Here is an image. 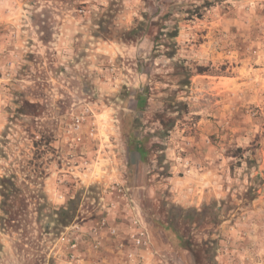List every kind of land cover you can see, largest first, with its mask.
<instances>
[{
    "label": "rangeland",
    "instance_id": "374dc122",
    "mask_svg": "<svg viewBox=\"0 0 264 264\" xmlns=\"http://www.w3.org/2000/svg\"><path fill=\"white\" fill-rule=\"evenodd\" d=\"M0 264H264V0H0Z\"/></svg>",
    "mask_w": 264,
    "mask_h": 264
},
{
    "label": "built area",
    "instance_id": "2783aa9c",
    "mask_svg": "<svg viewBox=\"0 0 264 264\" xmlns=\"http://www.w3.org/2000/svg\"><path fill=\"white\" fill-rule=\"evenodd\" d=\"M105 225V223H104ZM134 226V231L130 234L131 236V243L132 246L134 247L132 250L127 252V256L131 259L134 260L136 258V256H138V250L141 248H146L149 245L148 239L146 237V233L145 231L140 228L139 224H138V220H134L133 223ZM97 230V228H96ZM98 232V231H96ZM113 234H117V231L114 229L111 231ZM76 244L72 245L73 248H76Z\"/></svg>",
    "mask_w": 264,
    "mask_h": 264
},
{
    "label": "crops",
    "instance_id": "0c3cea01",
    "mask_svg": "<svg viewBox=\"0 0 264 264\" xmlns=\"http://www.w3.org/2000/svg\"><path fill=\"white\" fill-rule=\"evenodd\" d=\"M185 179L187 178V176L186 177H184ZM177 191H179V189L177 190ZM183 197V194L181 193V192H179V195L177 196V198L178 199H181ZM204 197H207V194H204V195H202L201 197H199V199L200 200H203V199H205ZM181 202V201H180ZM89 226H83V227H79V228H76V226L75 227H72L70 230L72 231L71 233L73 234V235H75V237H77L78 235H79V231H81V230H83V231H85L87 228H88ZM74 232V233H73ZM81 238L83 237L82 235H79ZM77 247V246H76ZM75 250V248H73V251Z\"/></svg>",
    "mask_w": 264,
    "mask_h": 264
},
{
    "label": "trees",
    "instance_id": "16d2710c",
    "mask_svg": "<svg viewBox=\"0 0 264 264\" xmlns=\"http://www.w3.org/2000/svg\"><path fill=\"white\" fill-rule=\"evenodd\" d=\"M141 104H143V99H142V98H140V99L138 100V105L140 106ZM138 151H139L141 157L144 158V156L146 155V151H145V149L143 148V146L139 145V147H138ZM62 213H65V210H62ZM67 213H68V212H67ZM69 222H70V221H69ZM69 222H68V223H69ZM67 225H68V224H64V225H63V229H64L65 227H67ZM61 232H62V231H61Z\"/></svg>",
    "mask_w": 264,
    "mask_h": 264
}]
</instances>
